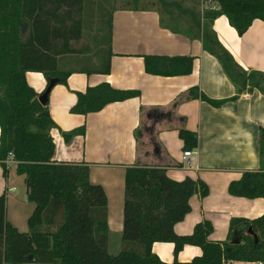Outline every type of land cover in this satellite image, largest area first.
Here are the masks:
<instances>
[{"label":"trees","instance_id":"16d2710c","mask_svg":"<svg viewBox=\"0 0 264 264\" xmlns=\"http://www.w3.org/2000/svg\"><path fill=\"white\" fill-rule=\"evenodd\" d=\"M189 1L185 6L183 0L163 5L175 4L183 10L177 19L187 24L186 30L190 22L194 25L203 48L217 57L237 92L256 87L264 93V72L242 68L211 27L212 19L223 13L237 32L243 33L253 19H264V0ZM203 2L212 3L211 9L201 10ZM81 9L82 0H0V162L7 174L4 159L12 153L17 173L24 174L28 181L27 197L34 204L27 218L28 229L20 231L7 220L5 196L0 195V264H228L231 260L264 264V213L253 218L231 217L224 241L208 238L212 224L207 219L198 221L191 233L177 234L173 226L189 211V197L195 192L205 195L207 185L189 176L173 179L163 166L140 163L126 167L120 249L117 253L108 251L106 193L100 184L89 180L87 163L52 159L55 145L50 130L55 122L47 101L38 100L40 94L25 77L28 70L41 71L46 88H51L66 83L71 72H109V43L93 53L71 44L82 34ZM168 22L178 27L174 14ZM143 57L149 73L177 75L192 71V56ZM137 93L103 81L77 91L70 109L85 114ZM201 97L215 106L225 100L211 99L203 93ZM83 129L65 132V137ZM179 134L184 148L196 146L195 133L182 128ZM259 146L263 154V130ZM228 191L247 197L264 196V169L245 170L240 178L229 182ZM234 234L239 235L237 243L231 242ZM154 241H172L175 254L186 243L199 245L201 252L187 261H163L152 251Z\"/></svg>","mask_w":264,"mask_h":264},{"label":"crops","instance_id":"0c3cea01","mask_svg":"<svg viewBox=\"0 0 264 264\" xmlns=\"http://www.w3.org/2000/svg\"><path fill=\"white\" fill-rule=\"evenodd\" d=\"M158 1L159 5L151 2L115 7L113 0H89L86 8L82 0L80 13L85 18L87 12L88 16L87 20L83 18L81 37L71 44L91 53L92 40L102 43L100 47L109 43L110 70L71 72L66 83L50 88L46 100L55 122L50 130L55 145L52 159L87 163L89 180L100 184L106 193L110 253L120 249L125 170L135 163L163 166L173 179L189 176L207 185L205 195L195 192L189 197V211L173 226L177 234L191 233L198 221L207 219L212 224L208 238L224 241L228 239L231 217L253 218L264 213V196L247 197L228 191L229 182L240 178L245 170L264 169V152L260 154L259 146L260 130L264 131V93L256 87L237 92L217 57L203 48L191 22L187 30L181 18H176L178 27L170 26V14H181L183 10L175 4L163 5L165 0ZM95 4L100 13L108 14L102 25L104 33L101 25L98 30L94 28L91 6ZM187 4L190 1L184 0V6ZM211 7L212 3L203 2L200 9L208 11ZM211 27L242 68L264 72V19H253L239 34L227 16L220 13L212 19ZM143 54L192 56V71L177 75L149 73ZM94 56L92 61L96 60ZM25 77L38 94L46 88L41 71L28 70ZM103 81L138 93L108 102L97 111H71L77 91ZM201 93L225 100L215 106L203 99ZM82 126L83 132L65 137V132ZM182 128L195 133L196 146L183 147L179 134ZM184 150L192 151L186 159ZM27 191L25 175L17 173L16 162L8 165L7 174L0 162V195L5 196L6 218L20 231L28 229L27 218L34 208ZM173 246L172 241H154L152 251L163 261H187L201 252L199 245L186 243L175 254ZM228 264L261 262L231 260Z\"/></svg>","mask_w":264,"mask_h":264},{"label":"rangeland","instance_id":"374dc122","mask_svg":"<svg viewBox=\"0 0 264 264\" xmlns=\"http://www.w3.org/2000/svg\"><path fill=\"white\" fill-rule=\"evenodd\" d=\"M98 1H100V0H97V2ZM165 1L166 2H170L171 0H165ZM151 2L155 3L156 5H159V1L158 0H139V1L137 0V2H136V0H113V5L116 7V6H124V5H129V4H136V3H138V5H141V4L151 3ZM88 3H89V0H84V6L86 8L88 7ZM98 3H100V2H98ZM183 5H184V0H183ZM90 6L91 5H89V7ZM91 8H92L93 12L95 13V14H93V18L95 19L94 21L96 23L94 28H96L98 30L99 27H101L102 25L105 24V22H106V20L108 18V14L107 13H103V12L100 13V8H99V6H97V4H95L94 6H91ZM84 15H85V18L84 17L83 18L87 20V16H88L87 12H84ZM174 16H176V18H177V14H174ZM102 29H101V33H104L103 26H102ZM90 43H91L90 44L91 46H90L89 51L91 53L96 51L102 44V43H100V45H99V43L95 44V42L93 40ZM77 47H81V46H77ZM102 47H100V48H102Z\"/></svg>","mask_w":264,"mask_h":264},{"label":"water","instance_id":"95a60500","mask_svg":"<svg viewBox=\"0 0 264 264\" xmlns=\"http://www.w3.org/2000/svg\"><path fill=\"white\" fill-rule=\"evenodd\" d=\"M53 82H50V85L52 84ZM49 90H50V87H47L46 89H45V91L44 92H42L39 96H38V100L40 101V102H46V100H47V96H48V92H49ZM26 184H27V187H28V181L26 180ZM239 241V235H233L232 237H231V242L232 243H237ZM32 255L30 254L29 255V257H31Z\"/></svg>","mask_w":264,"mask_h":264},{"label":"built area","instance_id":"2783aa9c","mask_svg":"<svg viewBox=\"0 0 264 264\" xmlns=\"http://www.w3.org/2000/svg\"><path fill=\"white\" fill-rule=\"evenodd\" d=\"M191 152H192L191 150H184V152H183V157L186 159V157H187L188 155H190ZM4 161H5V163H6L7 166H8L11 162H13V163L15 162V160L13 159V155H12L11 152H9L8 156L4 159Z\"/></svg>","mask_w":264,"mask_h":264}]
</instances>
